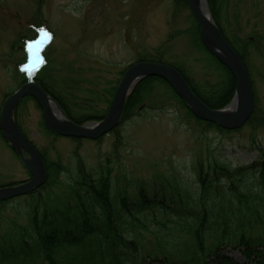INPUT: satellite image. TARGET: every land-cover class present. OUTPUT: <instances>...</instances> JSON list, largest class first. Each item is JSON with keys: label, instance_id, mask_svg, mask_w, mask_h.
I'll return each mask as SVG.
<instances>
[{"label": "trees", "instance_id": "obj_1", "mask_svg": "<svg viewBox=\"0 0 264 264\" xmlns=\"http://www.w3.org/2000/svg\"><path fill=\"white\" fill-rule=\"evenodd\" d=\"M173 1L177 9L188 10L186 0ZM229 2L207 0L214 22L248 67L247 54L252 48L258 51L263 47V37L228 35L223 11ZM190 19L192 25L187 30L171 33L152 52H142L134 63L151 61L174 67L207 106L223 109L234 97L233 76L205 48L191 13ZM234 19L238 23V15ZM27 27L30 36L21 30L12 46L19 45L22 55L15 64L18 88L26 82L21 70L26 63L25 42L41 30L53 32L41 3ZM182 35L190 39L207 75L214 80L200 82L185 63L167 57L170 42ZM54 53L52 44L46 47L44 65L35 82L75 123L102 120L129 65L102 88L101 80L88 77V69L59 62ZM7 58L13 59L12 55ZM253 93L255 110L245 127H264L254 88ZM30 100L35 102L30 97L23 99L14 116L27 139L19 111ZM167 109H172L188 130L195 127L196 136L233 132L196 118L166 81L150 77L127 99L119 126L110 133L114 136L112 151L95 167L86 164L79 148L67 165L51 160L49 147L37 148L32 143L45 163L46 180L31 193L0 200V264H264V155L262 162L235 168L215 157L199 156L192 163L193 179L172 168L169 175H153L131 186L125 179L127 184L122 185L125 177L115 166L125 145L122 125L146 110ZM41 125L47 135L59 137L46 130L43 122ZM253 180L256 187L245 184ZM232 251L244 262L235 261L229 255Z\"/></svg>", "mask_w": 264, "mask_h": 264}, {"label": "rangeland", "instance_id": "obj_2", "mask_svg": "<svg viewBox=\"0 0 264 264\" xmlns=\"http://www.w3.org/2000/svg\"><path fill=\"white\" fill-rule=\"evenodd\" d=\"M39 3L53 31L44 30L41 35L45 38L46 32L52 37L54 57L64 64L88 69V77L101 80L102 88L108 79H115L118 72L133 64L142 52H152L171 33L187 30L192 25L189 9H177L173 0H0V112L8 95L18 89L15 64L22 55L19 45L12 46L21 30L29 35L27 25L32 22ZM223 15L230 37L234 33L246 38L263 37L260 50H249L247 68L257 105L264 114V0H230ZM234 15H238V23ZM170 47L167 57L185 63L198 81L214 80L207 75L202 57L193 51L187 35L175 38ZM35 52H39L37 48ZM8 55L13 59L9 60ZM19 121L31 143L37 148H50L49 157L53 161L68 165L73 152L79 148L86 164L95 167L98 160L112 151V134L103 137L100 143L83 140L80 144L73 138L47 135L41 125V110L32 100L19 111ZM254 125L257 124L244 126L240 132L212 131L198 137L193 133L196 128L188 130L172 109L146 110L121 127L125 145L115 166L125 177L122 185L126 186L125 179L131 186L153 175H169L172 168L182 170L183 176L193 179L192 163L199 156L215 157L234 168L262 162L264 127ZM22 156L27 158L25 154ZM21 159L0 132V189L30 179ZM254 183V180L245 182L248 186ZM229 255L237 262H244L237 251Z\"/></svg>", "mask_w": 264, "mask_h": 264}, {"label": "water", "instance_id": "obj_3", "mask_svg": "<svg viewBox=\"0 0 264 264\" xmlns=\"http://www.w3.org/2000/svg\"><path fill=\"white\" fill-rule=\"evenodd\" d=\"M186 1L199 28L203 45L233 76L235 93L226 108L215 110L207 106L174 67L151 61H139L129 65L125 70L105 117L100 121L77 124L66 115L58 102L35 82L37 68L27 69L26 82L2 104L0 131L11 149L22 157V163L30 174V179L19 185L0 189V200H10L31 193L39 189L46 180V168L41 155L23 135L14 117L20 103L27 97L32 98L40 108L46 130L65 138L91 141L102 139L119 126L127 99L142 81L150 77L166 81L192 114L202 121L217 124L225 131L239 130L250 121L255 110V99L245 63L214 22L207 0ZM23 154L27 158H24Z\"/></svg>", "mask_w": 264, "mask_h": 264}, {"label": "snow or ice", "instance_id": "obj_4", "mask_svg": "<svg viewBox=\"0 0 264 264\" xmlns=\"http://www.w3.org/2000/svg\"><path fill=\"white\" fill-rule=\"evenodd\" d=\"M41 31L43 32L44 30H41ZM45 36L46 37H50V34H48V33L45 32ZM29 47H31V45H29Z\"/></svg>", "mask_w": 264, "mask_h": 264}, {"label": "flooded vegetation", "instance_id": "obj_5", "mask_svg": "<svg viewBox=\"0 0 264 264\" xmlns=\"http://www.w3.org/2000/svg\"><path fill=\"white\" fill-rule=\"evenodd\" d=\"M250 40H252V38H250ZM250 50H252V49H250Z\"/></svg>", "mask_w": 264, "mask_h": 264}]
</instances>
